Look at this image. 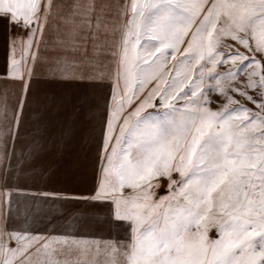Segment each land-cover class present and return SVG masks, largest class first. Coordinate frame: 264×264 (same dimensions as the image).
I'll list each match as a JSON object with an SVG mask.
<instances>
[{
    "label": "snow or ice",
    "instance_id": "obj_1",
    "mask_svg": "<svg viewBox=\"0 0 264 264\" xmlns=\"http://www.w3.org/2000/svg\"><path fill=\"white\" fill-rule=\"evenodd\" d=\"M0 19V264H264V0H0Z\"/></svg>",
    "mask_w": 264,
    "mask_h": 264
},
{
    "label": "crops",
    "instance_id": "obj_2",
    "mask_svg": "<svg viewBox=\"0 0 264 264\" xmlns=\"http://www.w3.org/2000/svg\"><path fill=\"white\" fill-rule=\"evenodd\" d=\"M5 21L3 19H0V70H3L5 66V58H6V49H5ZM6 87V82L3 80H0V104L3 103V93ZM7 87L9 89V103L12 102V89L13 85L10 83L7 84ZM41 88L48 90L50 93H63V86L61 85H52V84H41ZM55 119L58 120L61 124L66 123V121L61 120L60 118L56 117ZM26 130H28L26 128ZM27 141H25V144ZM73 149V151L80 156L82 159L87 160V140L86 137L84 140H82L79 143H76L73 141L70 145ZM57 153L55 151L48 154L46 158V163L48 165H53L56 162ZM65 186L69 187H79L80 186V176L79 174H69L67 177V184ZM85 231L94 232L98 235L100 239H106L108 238V233L110 229L107 226L98 227L95 223L89 222L84 226ZM113 235H115V232L113 230Z\"/></svg>",
    "mask_w": 264,
    "mask_h": 264
}]
</instances>
